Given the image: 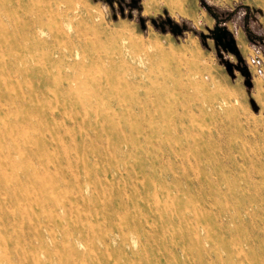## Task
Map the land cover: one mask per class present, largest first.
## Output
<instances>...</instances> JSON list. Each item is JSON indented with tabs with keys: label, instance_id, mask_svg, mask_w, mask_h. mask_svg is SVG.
<instances>
[{
	"label": "rangeland",
	"instance_id": "rangeland-1",
	"mask_svg": "<svg viewBox=\"0 0 264 264\" xmlns=\"http://www.w3.org/2000/svg\"><path fill=\"white\" fill-rule=\"evenodd\" d=\"M257 153L264 0H0V264H264Z\"/></svg>",
	"mask_w": 264,
	"mask_h": 264
},
{
	"label": "bare ground",
	"instance_id": "bare-ground-1",
	"mask_svg": "<svg viewBox=\"0 0 264 264\" xmlns=\"http://www.w3.org/2000/svg\"><path fill=\"white\" fill-rule=\"evenodd\" d=\"M43 18H40V19H36V20H32L29 24H30V28H31V30H32V33L34 34L33 36H34V38H36V37H39V40L42 42V44H44V45H46V44H49V43H53V44H55V45H57V44H59L61 41H63L64 39H66V44L68 45V46H70L69 45V43H73L72 42V39H70V37H69V35H68V31H65L64 30V28H63V22H58L59 23V25H57V27L54 29V30H52L51 32H49V36L47 37L46 36V33H45V28L43 27V25H42V20ZM69 27V26H68ZM44 37V38H43ZM135 46V45H134ZM136 47H138L137 46V44H136ZM69 48H71L72 49V47L70 46ZM56 53H58V56H59V58L57 59V60H54V59H52L51 58V56H49L47 59H46V61H47V65H49V66H53L52 64H55L57 61H60V62H62V60L66 57V56H68V55H66V54H62L61 52H59V51H56L55 49H53V55L54 54H56ZM121 53H123L122 52V50H121ZM123 55H124V53H123ZM70 57L72 56V53H70V55H69ZM64 57V58H63ZM170 57V56H169ZM85 59H88V60H93V62H94V58H89V57H83L81 60L82 61H84ZM98 61H100V60H98ZM80 63H82V62H80ZM80 63H76V62H72V63H67V66H69L70 68H75L76 66H78ZM112 63L113 64H116L117 65V62H115V61H112ZM120 64L121 65H125V64H127V61L124 59V58H121V62H120ZM56 80V84L57 85H64V80H66V81H69L70 80V77H68V76H65V77H61V78H56L55 79ZM63 87V86H62ZM139 88V89H138ZM137 88V94L135 93L134 95H133V98L136 100V102H134L133 103V105H132V108H138L140 111H144V110H146L147 108L146 107H143V106H141V105H139L140 104V102L138 101V99H140V94H139V90L142 88V87H138ZM165 92H167V94L165 93ZM164 93H165V96H166V98H168V97H173L174 95H175V91H170V90H166ZM143 94L146 96V100H148L147 102H149L153 107H154V103H155V101H151L150 100V98H149V95H148V92L147 91H144L143 92ZM139 105V106H138ZM215 105H216V103L214 102V101H211V102H209L208 103V108L209 109H212V112H215ZM147 106H149V104L147 105ZM204 109V107H200L199 108V110H201V111H204L203 110ZM233 114L237 117V114H238V112L236 111V109H233ZM173 114H174V116L176 117V119H177V122L178 123H180V124H182L183 122H184V120H185V116H186V110H185V108L184 107H178L174 112H173ZM191 117V116H190ZM190 119V118H189ZM191 121V120H190ZM192 127V126H191ZM236 149V151H237V153H240V154H245V151H246V149H245V147H243L242 145H239V146H237V147H234V146H232V148H229V150L231 151L230 153H232L233 152V150H235ZM229 153V155L228 156H230L231 154ZM257 160L260 162V163H264V153H260V154H258L257 153ZM230 159V158H229Z\"/></svg>",
	"mask_w": 264,
	"mask_h": 264
},
{
	"label": "flooded vegetation",
	"instance_id": "flooded-vegetation-1",
	"mask_svg": "<svg viewBox=\"0 0 264 264\" xmlns=\"http://www.w3.org/2000/svg\"><path fill=\"white\" fill-rule=\"evenodd\" d=\"M217 36H220V37H221V40H217V41H218V42H223V41H225V42H226V46L228 47L227 42L231 39V36H228V35H226V34H223V35H217ZM225 36H226V38H225ZM233 47H234V45H232L231 49H233ZM228 49H229V47H228Z\"/></svg>",
	"mask_w": 264,
	"mask_h": 264
},
{
	"label": "water",
	"instance_id": "water-1",
	"mask_svg": "<svg viewBox=\"0 0 264 264\" xmlns=\"http://www.w3.org/2000/svg\"><path fill=\"white\" fill-rule=\"evenodd\" d=\"M225 38H226V36H225ZM217 40H221V37H220V36H217ZM234 44H235V40H234L233 37H231V39L227 42V45H228V47H229V50H232L231 47H232V45H234Z\"/></svg>",
	"mask_w": 264,
	"mask_h": 264
}]
</instances>
